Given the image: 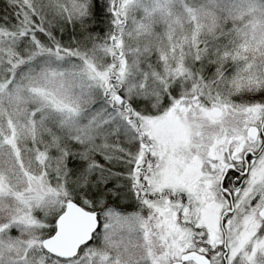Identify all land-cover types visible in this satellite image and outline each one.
I'll list each match as a JSON object with an SVG mask.
<instances>
[{
  "label": "snow or ice",
  "instance_id": "1",
  "mask_svg": "<svg viewBox=\"0 0 264 264\" xmlns=\"http://www.w3.org/2000/svg\"><path fill=\"white\" fill-rule=\"evenodd\" d=\"M0 264H264V0H0Z\"/></svg>",
  "mask_w": 264,
  "mask_h": 264
}]
</instances>
